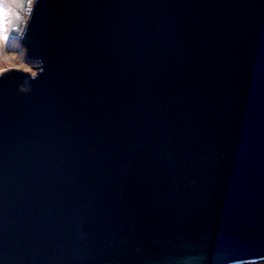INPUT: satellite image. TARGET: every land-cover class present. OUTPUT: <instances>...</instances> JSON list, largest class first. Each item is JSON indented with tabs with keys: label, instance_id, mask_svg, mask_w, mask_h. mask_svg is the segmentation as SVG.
Masks as SVG:
<instances>
[{
	"label": "water",
	"instance_id": "95a60500",
	"mask_svg": "<svg viewBox=\"0 0 264 264\" xmlns=\"http://www.w3.org/2000/svg\"><path fill=\"white\" fill-rule=\"evenodd\" d=\"M0 72V264L264 262V0H33Z\"/></svg>",
	"mask_w": 264,
	"mask_h": 264
},
{
	"label": "rangeland",
	"instance_id": "374dc122",
	"mask_svg": "<svg viewBox=\"0 0 264 264\" xmlns=\"http://www.w3.org/2000/svg\"><path fill=\"white\" fill-rule=\"evenodd\" d=\"M33 0H19V7L11 3V0H0V30L7 26L6 39L2 46H0V57L2 58V65L0 72L6 68L13 67L14 61L5 59L9 55H14L20 64H23L29 72L34 74V69L31 64L26 61L25 50L20 45L18 35L29 12ZM9 9L7 18L4 16V7ZM9 20L11 24L9 25ZM19 68V67H16ZM23 70L22 68H19Z\"/></svg>",
	"mask_w": 264,
	"mask_h": 264
},
{
	"label": "clouds",
	"instance_id": "9594fccd",
	"mask_svg": "<svg viewBox=\"0 0 264 264\" xmlns=\"http://www.w3.org/2000/svg\"><path fill=\"white\" fill-rule=\"evenodd\" d=\"M11 24V20H9V25ZM6 34H7V26L4 27L2 30H0V46L3 45L4 40L6 39ZM5 59H8L10 61H14L15 63L12 65L13 67H19L22 68L25 72L29 71L23 64H20L19 61L17 60V57L14 55H9L5 57Z\"/></svg>",
	"mask_w": 264,
	"mask_h": 264
},
{
	"label": "snow or ice",
	"instance_id": "6c2138e0",
	"mask_svg": "<svg viewBox=\"0 0 264 264\" xmlns=\"http://www.w3.org/2000/svg\"><path fill=\"white\" fill-rule=\"evenodd\" d=\"M11 3L16 5L17 7H19V0H11ZM4 7V6H2ZM5 11H4V16L5 18H7V16L9 15V9L7 7H4Z\"/></svg>",
	"mask_w": 264,
	"mask_h": 264
},
{
	"label": "bare ground",
	"instance_id": "6f19581e",
	"mask_svg": "<svg viewBox=\"0 0 264 264\" xmlns=\"http://www.w3.org/2000/svg\"><path fill=\"white\" fill-rule=\"evenodd\" d=\"M1 59H2V58L0 57V66L2 65V61H1Z\"/></svg>",
	"mask_w": 264,
	"mask_h": 264
},
{
	"label": "trees",
	"instance_id": "16d2710c",
	"mask_svg": "<svg viewBox=\"0 0 264 264\" xmlns=\"http://www.w3.org/2000/svg\"><path fill=\"white\" fill-rule=\"evenodd\" d=\"M254 264H264V262H261V263H254Z\"/></svg>",
	"mask_w": 264,
	"mask_h": 264
}]
</instances>
